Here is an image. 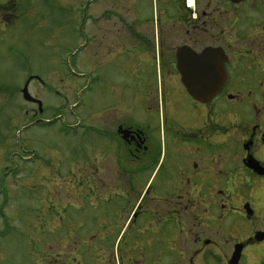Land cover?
<instances>
[{
    "label": "flooded vegetation",
    "instance_id": "af4514ba",
    "mask_svg": "<svg viewBox=\"0 0 264 264\" xmlns=\"http://www.w3.org/2000/svg\"><path fill=\"white\" fill-rule=\"evenodd\" d=\"M133 1L85 8L98 104L95 139L82 138L94 156L69 199L49 201L58 260L206 264L222 252L229 264L242 247L241 264L264 245V0H160L143 15ZM11 11L0 2L2 20ZM71 205L78 219L61 218Z\"/></svg>",
    "mask_w": 264,
    "mask_h": 264
},
{
    "label": "rangeland",
    "instance_id": "374dc122",
    "mask_svg": "<svg viewBox=\"0 0 264 264\" xmlns=\"http://www.w3.org/2000/svg\"><path fill=\"white\" fill-rule=\"evenodd\" d=\"M4 1L16 12L6 21L0 13V86L6 88L0 91V264H49L51 255L61 264L63 236L51 232L49 201L56 194L55 202L63 205L70 182L81 180L94 156L82 138L85 133L95 139L98 104L93 67L83 65L85 8L95 15L101 5L128 0ZM132 3L140 15L151 14L150 6L160 9V0ZM29 76L42 82L28 85L42 107L36 120L30 113L36 106L21 93ZM72 205L65 213L57 208L59 216L77 220L80 212ZM220 254L206 264H223ZM259 262L264 264V245L249 247L241 260Z\"/></svg>",
    "mask_w": 264,
    "mask_h": 264
},
{
    "label": "water",
    "instance_id": "95a60500",
    "mask_svg": "<svg viewBox=\"0 0 264 264\" xmlns=\"http://www.w3.org/2000/svg\"><path fill=\"white\" fill-rule=\"evenodd\" d=\"M189 94L193 96L194 98H204L206 96V93L199 92L197 90H191L189 89ZM22 97L27 102H37L39 104V108L41 109V103L39 101L34 100L30 94L28 93V82L25 84L24 88L21 91ZM210 95L213 94V91L209 92ZM242 247H235L234 252L229 260V264H238L240 253H241Z\"/></svg>",
    "mask_w": 264,
    "mask_h": 264
}]
</instances>
